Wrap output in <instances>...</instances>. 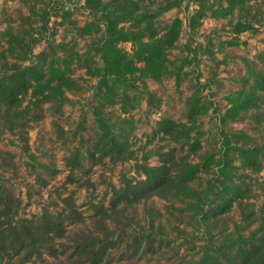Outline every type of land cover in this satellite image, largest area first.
Segmentation results:
<instances>
[{
	"label": "rangeland",
	"instance_id": "374dc122",
	"mask_svg": "<svg viewBox=\"0 0 264 264\" xmlns=\"http://www.w3.org/2000/svg\"><path fill=\"white\" fill-rule=\"evenodd\" d=\"M167 35L149 66L141 41ZM20 69L29 90L0 94V184L62 232L0 264H264V101L227 98L264 99V0H0V73ZM164 164V187L124 196Z\"/></svg>",
	"mask_w": 264,
	"mask_h": 264
},
{
	"label": "trees",
	"instance_id": "16d2710c",
	"mask_svg": "<svg viewBox=\"0 0 264 264\" xmlns=\"http://www.w3.org/2000/svg\"><path fill=\"white\" fill-rule=\"evenodd\" d=\"M237 3L244 0H229ZM247 25H241L240 29L247 28ZM165 38L150 39L149 41H141L139 48V57L143 58L150 66L163 55V47L165 43L169 45L173 42V37L167 35ZM167 45V44H166ZM113 65H121L122 57L117 50L114 52ZM26 69V68H25ZM20 69L10 75L0 73V94L5 98L9 106H13L19 102L22 95L31 87L32 82L26 76V70ZM39 78V75L36 76ZM256 90L264 92V75H258L256 79ZM228 101L232 103L233 110H246L257 107L264 101L263 97L258 94H238L228 95ZM183 124L172 122L169 119H161L158 122V131L165 133L179 132V127ZM199 148V143L195 142L193 149ZM248 157L245 160L247 165L257 167L259 160L256 158L255 148L242 150ZM166 163V162H165ZM171 169L167 165L159 166H143L144 179H140L133 183L129 179L125 182L124 196H132L135 199L150 196L156 193L160 188L164 187L171 179ZM237 196L242 194L237 193ZM228 209V205L223 206ZM19 206L8 196L2 184H0V260L5 256L12 254H25L32 257L40 248L49 247L55 236L62 232L61 221L54 217L48 210H45L40 216L33 218H23L18 216ZM52 248V247H51ZM53 250V249H52ZM256 253H252L255 256ZM249 255H241L240 260L232 264H249Z\"/></svg>",
	"mask_w": 264,
	"mask_h": 264
}]
</instances>
